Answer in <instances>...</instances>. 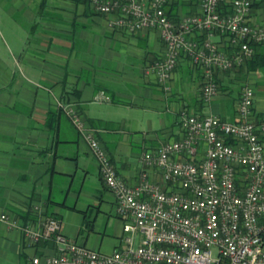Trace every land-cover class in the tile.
Returning a JSON list of instances; mask_svg holds the SVG:
<instances>
[{
	"label": "crops",
	"instance_id": "1",
	"mask_svg": "<svg viewBox=\"0 0 264 264\" xmlns=\"http://www.w3.org/2000/svg\"><path fill=\"white\" fill-rule=\"evenodd\" d=\"M21 1L28 18L27 51L17 56L16 72L0 56V215L32 227L54 216L63 235L104 254L125 246L126 220L60 103L84 115L118 176L132 187L143 172L148 181L164 185L156 167L144 166L143 155L182 138V110L237 122L236 105L249 85L255 93L251 119L264 121V66L255 69L245 61L216 72L217 95L205 102L201 71L187 59L176 66L169 91L156 82L148 66L163 50L158 30L113 26V16L98 13L92 0ZM218 8L231 12L230 0ZM164 9L173 22L199 11L196 0H168ZM248 21L264 25V0H255ZM214 41L220 51L232 52L223 38ZM254 49V59L263 61L264 45ZM234 85L239 89L231 97ZM36 205L40 209L33 211ZM86 221L89 233L83 237ZM53 253V242L27 243L0 220V264H32L34 257Z\"/></svg>",
	"mask_w": 264,
	"mask_h": 264
},
{
	"label": "built area",
	"instance_id": "2",
	"mask_svg": "<svg viewBox=\"0 0 264 264\" xmlns=\"http://www.w3.org/2000/svg\"><path fill=\"white\" fill-rule=\"evenodd\" d=\"M92 1L98 13L113 16V26L158 30L163 50L148 66L156 82L169 91L176 66L187 59L201 71L205 102L217 95L216 72L242 66L255 56V46L264 45V25L248 21L255 0H230L227 13L218 8L225 0H196L198 13L178 22L166 14L168 0ZM214 36L232 52L220 51ZM254 99L252 87L245 85L236 105L237 122L182 110V138L143 155L144 166L156 167L164 185L148 181L143 172L135 187L118 176L84 115L60 103L126 220L125 246L109 254L91 250L63 235L54 216L37 227L5 214L0 220L27 243H54L52 256L34 257L32 264H264V121L251 119Z\"/></svg>",
	"mask_w": 264,
	"mask_h": 264
},
{
	"label": "rangeland",
	"instance_id": "3",
	"mask_svg": "<svg viewBox=\"0 0 264 264\" xmlns=\"http://www.w3.org/2000/svg\"><path fill=\"white\" fill-rule=\"evenodd\" d=\"M24 5L25 2L21 0H0V56L5 60L6 65L15 72L17 70L15 60L19 54L26 50L27 45L24 44L29 37L28 18L24 15ZM238 89L239 86H232L231 97L236 96ZM86 225L87 221L81 231L83 237L89 233Z\"/></svg>",
	"mask_w": 264,
	"mask_h": 264
},
{
	"label": "trees",
	"instance_id": "4",
	"mask_svg": "<svg viewBox=\"0 0 264 264\" xmlns=\"http://www.w3.org/2000/svg\"><path fill=\"white\" fill-rule=\"evenodd\" d=\"M220 13H222V12H220ZM102 14V13H101ZM167 14V13H166ZM167 16L169 17L170 16V13L169 14H167ZM171 17V16H170ZM255 58V56L253 57V59H251V60H249V61H246L248 64H250L251 66H252V68H258V67H260V66H264V62H258V60H255L254 59Z\"/></svg>",
	"mask_w": 264,
	"mask_h": 264
}]
</instances>
